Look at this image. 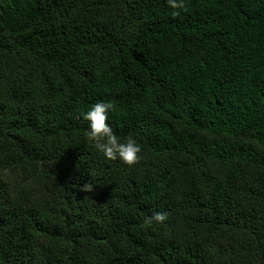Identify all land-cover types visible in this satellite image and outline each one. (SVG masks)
Listing matches in <instances>:
<instances>
[{"label": "trees", "instance_id": "1", "mask_svg": "<svg viewBox=\"0 0 264 264\" xmlns=\"http://www.w3.org/2000/svg\"><path fill=\"white\" fill-rule=\"evenodd\" d=\"M171 12L0 0V264H264V0ZM102 100L134 165L86 140Z\"/></svg>", "mask_w": 264, "mask_h": 264}, {"label": "clouds", "instance_id": "2", "mask_svg": "<svg viewBox=\"0 0 264 264\" xmlns=\"http://www.w3.org/2000/svg\"><path fill=\"white\" fill-rule=\"evenodd\" d=\"M166 4L172 10L171 15L175 17L185 9L186 0H166ZM113 108L114 105L111 102L102 100L82 113V119L87 122L86 140L104 159L108 161L118 159L122 164L134 165L139 159L138 154L141 152V147L132 136L121 139L115 134L109 121V113ZM167 218L165 213L154 212L146 217L142 227L151 228L153 222L161 224Z\"/></svg>", "mask_w": 264, "mask_h": 264}]
</instances>
